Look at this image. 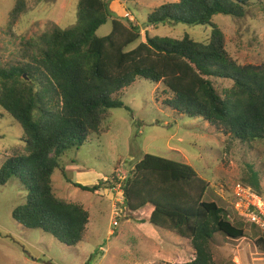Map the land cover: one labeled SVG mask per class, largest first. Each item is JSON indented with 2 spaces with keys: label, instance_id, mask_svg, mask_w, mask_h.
<instances>
[{
  "label": "trees",
  "instance_id": "obj_1",
  "mask_svg": "<svg viewBox=\"0 0 264 264\" xmlns=\"http://www.w3.org/2000/svg\"><path fill=\"white\" fill-rule=\"evenodd\" d=\"M255 5L264 9L262 0L161 4L148 15L149 24L211 25L210 40L146 33L145 42L127 50L141 37L139 25L113 18L110 33L98 36V28L111 19L109 3L79 0L74 25H54L26 40L24 62L0 66V106L23 130L22 144L13 147L0 166V185L15 178L26 191L25 202L13 208L12 218L66 246L84 239L89 212L82 204L59 198L52 175L56 168L65 175L58 161L64 150L100 134L109 110L125 107L119 96L136 78L162 83L171 94L168 105L181 114L208 121L243 143L264 140V63H237L226 51L224 33L212 23L214 15L241 18ZM24 8L25 0H16L8 26ZM217 79L232 84L219 91ZM104 182L73 184L93 192ZM248 185L259 192L260 179L252 168ZM208 187L189 164L152 154H145L120 185L128 211L150 205L151 225L190 242L194 258L173 264H217L212 254L214 234L234 240L245 237L243 225L233 223L217 202L204 199ZM255 245L264 252L262 236L256 237Z\"/></svg>",
  "mask_w": 264,
  "mask_h": 264
},
{
  "label": "rangeland",
  "instance_id": "obj_2",
  "mask_svg": "<svg viewBox=\"0 0 264 264\" xmlns=\"http://www.w3.org/2000/svg\"><path fill=\"white\" fill-rule=\"evenodd\" d=\"M78 1L25 0L23 12L10 27L9 13L16 0H0V66L23 63L26 40L49 32L54 25H74ZM106 1L111 19L96 34H109L113 18L132 17L141 37L127 50L145 42L146 33L175 39L189 35L199 42L211 38V25L147 22L154 8L174 0ZM212 23L224 33L226 51L237 63H264V9L251 6L241 18L217 14ZM214 82L219 91L232 84L228 79ZM170 97L162 83L136 78L119 96L125 107L109 110L100 134L89 136L80 147L64 150L59 157L65 175L60 168L54 170L55 194L67 202L82 204L89 212L87 231L77 245L66 246L49 233L15 221L12 210L25 202L26 191L15 178L0 185V264H173L192 260L194 250L186 239L150 223L138 226L139 219L148 220L150 205L130 212L123 203L121 182L145 154L192 166L209 183L204 199L217 202L233 223L243 225L245 237L239 239L214 234L212 254L217 264H264V252L254 245L256 237L261 236L260 229L242 220L232 206L235 184L251 187V168L258 173V194L264 200V140L240 142L208 121L179 113L168 105ZM22 135L20 124L0 106V166L13 147L22 144ZM102 180H106L104 186L93 192L73 184L92 186ZM114 220L118 225L112 224ZM248 244L252 253L245 255L243 246ZM235 249L240 255L232 253Z\"/></svg>",
  "mask_w": 264,
  "mask_h": 264
},
{
  "label": "built area",
  "instance_id": "obj_3",
  "mask_svg": "<svg viewBox=\"0 0 264 264\" xmlns=\"http://www.w3.org/2000/svg\"><path fill=\"white\" fill-rule=\"evenodd\" d=\"M232 206L242 220L255 224L264 238V200L261 196L253 188L236 183L232 191ZM112 224L118 225L116 220Z\"/></svg>",
  "mask_w": 264,
  "mask_h": 264
},
{
  "label": "crops",
  "instance_id": "obj_4",
  "mask_svg": "<svg viewBox=\"0 0 264 264\" xmlns=\"http://www.w3.org/2000/svg\"><path fill=\"white\" fill-rule=\"evenodd\" d=\"M130 18H132V17H129L128 19H130ZM133 19V18H132ZM123 198V197H122ZM151 212H152V209L150 210V214H151ZM150 216V215H149ZM145 221V222H141V221ZM146 224H149V222L145 219V218H141V219H139L138 220V226H141V227H143V226H145ZM249 245V247H247V246H243L244 247V251L246 252V254L245 255H248V251H249V253H252V247H250V244H248ZM255 245V244H254ZM255 248H257V247H255ZM232 253H234V254H236V253H239V255H240V250L239 249H235L234 251H232ZM236 257V256H235ZM251 262H252V260H251ZM251 264H254V263H251Z\"/></svg>",
  "mask_w": 264,
  "mask_h": 264
},
{
  "label": "water",
  "instance_id": "obj_5",
  "mask_svg": "<svg viewBox=\"0 0 264 264\" xmlns=\"http://www.w3.org/2000/svg\"><path fill=\"white\" fill-rule=\"evenodd\" d=\"M25 77V79H28V77L27 76H24Z\"/></svg>",
  "mask_w": 264,
  "mask_h": 264
}]
</instances>
